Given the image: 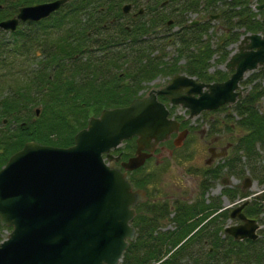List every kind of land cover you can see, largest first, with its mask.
<instances>
[{"label": "trees", "instance_id": "trees-1", "mask_svg": "<svg viewBox=\"0 0 264 264\" xmlns=\"http://www.w3.org/2000/svg\"><path fill=\"white\" fill-rule=\"evenodd\" d=\"M46 1L51 0H0V21L14 16L21 6ZM167 1V5L177 3L176 16L197 11L199 5L201 10L210 13L217 10L208 15H219L223 28L214 46L207 34L208 22L179 29L175 56L171 60L154 54L157 44L159 46L166 37H143V34L124 28L117 35L106 34L99 28L92 30L94 34H86V30L97 27L98 21L117 16L122 0H80L71 8L67 3L45 21L20 23L11 32L0 30V34L11 36L9 39L0 37V66L5 64V57L24 56L27 62L29 54L34 52L36 58V66L24 69V75L23 68L18 67L22 63L17 65L14 64L17 60H12L11 78L0 86V168L27 141L57 147L72 145L75 133L86 126L92 115H98L103 108L127 105L139 95L144 82L158 76L169 77L184 72L202 82L227 79L228 71H209L213 56L217 54V62L224 63L231 53L227 47L237 43L243 34H264V8L254 11L251 0ZM263 2L260 0L259 4ZM217 4L222 5L218 8ZM167 5L157 15L169 17L171 12L166 11ZM83 10L88 13L85 15L88 26L83 30L69 28L68 12H73L76 18ZM44 22L46 24H42ZM22 25L37 31L35 37H29ZM117 42L134 46L132 49L108 48ZM181 59L183 64L179 62ZM14 68H18L17 71ZM256 79L259 83L242 99L219 108L232 109V124H227L226 117L222 130L237 131L233 153L200 171V193L193 202L179 201L173 204V210L164 203L147 201L138 204L132 220L136 236L119 264H264V230L259 231L256 240L222 237L228 210L219 211L223 208L221 197L225 195L233 201L238 196L253 193L225 186L219 196L210 197L208 202L205 198L209 186L222 175L241 177L245 168H249L250 177L261 192L250 197L243 211L264 226V112L258 107L264 96V70L251 72L242 83ZM215 126L212 123L208 133H213ZM125 145L126 151L117 150L122 159L134 152L135 139L125 141ZM141 171L139 168L129 173V178L135 187L146 188L152 176L135 177L136 172ZM170 214L174 228L161 230L160 224ZM4 230L6 227L0 224V240Z\"/></svg>", "mask_w": 264, "mask_h": 264}, {"label": "water", "instance_id": "water-1", "mask_svg": "<svg viewBox=\"0 0 264 264\" xmlns=\"http://www.w3.org/2000/svg\"><path fill=\"white\" fill-rule=\"evenodd\" d=\"M67 1L20 7L16 16L0 21V29L14 31L20 22L46 18ZM224 68L232 71L224 81L203 83L178 74L127 106L103 109L68 147L27 141L14 152L0 168V224L11 228L0 241V264H118L135 236L133 205L148 200L146 190H133L128 171L142 166L172 133L175 145L188 133L179 131L158 95L188 109L190 118L234 104L243 97L246 73L264 69V34L243 35ZM133 137L134 156L117 164L120 157L111 151ZM252 185L246 177L242 189ZM247 203L230 212L242 223L224 229L235 240L259 236L261 225L242 213Z\"/></svg>", "mask_w": 264, "mask_h": 264}, {"label": "rangeland", "instance_id": "rangeland-1", "mask_svg": "<svg viewBox=\"0 0 264 264\" xmlns=\"http://www.w3.org/2000/svg\"><path fill=\"white\" fill-rule=\"evenodd\" d=\"M259 2L260 0H251V7L254 9V11H258L255 8ZM217 5L216 6L219 8V5L222 4ZM201 7L202 6L199 5L197 11L184 12L180 16H176L174 11L177 8V3L167 5L166 11L171 12L168 18L173 19V23L169 26V33L167 36H165V40H163L159 46L157 44V51H155L154 54L163 56L166 60H171L175 56V38L177 36V29L181 24H187V20L200 19L201 22H208L210 27L207 31V34L211 36L210 40L212 45L214 46L215 42L217 41V37L220 36L223 32L221 18H208L209 14H215L217 10H213L214 13H210L207 10H201ZM181 18L184 19V21H182L183 23L180 22ZM42 24L46 23L44 22ZM22 28L26 33H28L29 37H35L34 35H36L37 31L27 28L26 25ZM0 37H4L5 39L11 38L9 33H6L5 35L0 34ZM159 37L161 36H157V38ZM204 38H207V36L204 35ZM227 49L233 52L236 49V43H231L227 47ZM29 56L30 57L27 62L25 61L24 56L17 59L15 58L17 61H14L15 59L11 57L4 58L5 64L3 66H0V86L3 82L9 81V78H11L10 69L13 68L11 64L13 61L14 64L17 65L18 63H22L21 66H18L20 68H23L22 75L25 74L24 69L30 70L32 67L36 66V58L34 56V52L30 53ZM217 58L218 55L216 54L210 60L209 71L214 72L217 69L226 71L223 67L224 63H218ZM21 60L25 62H19ZM179 62L180 64H183L184 60L181 59ZM17 69L14 68L15 71H17ZM249 75L250 73H247L246 77H248ZM166 81L167 77L158 76L153 81L146 83L143 89L145 91L150 87L158 89L159 87H162V85H164ZM257 83H259L257 79L250 83H241L242 86L246 87V90L243 93L246 94L254 85L256 86ZM258 107L261 111L264 112V96L259 100ZM178 111L180 112V116L183 117L184 111H182V109H179ZM230 115H232V109L225 108L219 109L217 111L202 112L199 116L190 119V122H193L192 131L189 133L183 143H181V145L177 147V149H174V147H172V144H169V146L172 147L171 156L168 155V151H166L160 158L157 157L156 160L152 159L147 161L142 167L141 172H136L135 177L137 178H140L142 176L147 177L148 175L152 176L149 177V182L146 184L152 202L155 201L156 203H164L170 210H173V204L175 205L179 201L191 203L197 198L200 193V171L207 167L205 162L209 158V147L215 146L219 151L221 148H225L226 144L229 143L231 144V146L227 148L228 150L226 156H230L233 153L232 146H234V143L236 142L235 137L237 136V131L236 129L233 132L222 130V122L226 119V117L227 124H232ZM212 123L216 125L214 127L215 131L213 133H208V129H210ZM215 137L221 138L219 141L212 142V139ZM125 146L126 145L124 143L120 148L123 150L125 149L126 151ZM156 161H158V163ZM220 161H222V159L217 158L210 165L217 164ZM250 175L251 174L249 168H245L244 174L241 177H237L235 175H222L221 178L217 181H214L213 184L209 186L208 191H206V202H208L210 197L219 196L222 187L225 186V184H223L221 181L223 177L229 178L228 183L226 184L227 186L239 187L240 185H242L245 176L249 177ZM260 190V187H258L257 185H252L249 193H253L251 194L252 197L257 194L255 192H259ZM155 197H157L156 200ZM221 199L224 203L223 197ZM238 199H240V196H238L231 202L224 203L223 205L228 206L234 202L236 203L239 201ZM170 216L171 214L167 217L168 219H163L162 223L160 224L161 230H170L174 228V224L169 219ZM262 230H264V226L262 227ZM6 232L7 230L3 231V237H5Z\"/></svg>", "mask_w": 264, "mask_h": 264}, {"label": "flooded vegetation", "instance_id": "flooded-vegetation-1", "mask_svg": "<svg viewBox=\"0 0 264 264\" xmlns=\"http://www.w3.org/2000/svg\"><path fill=\"white\" fill-rule=\"evenodd\" d=\"M79 1L80 0H68L66 4L68 3V7L71 8L73 4L79 3ZM122 2H123L122 5L118 8L120 13L117 16L106 18L102 22L100 20V23L98 21L97 22L98 24H96L97 27L91 29V31L86 30V34L88 35L94 34V31L92 30L99 28V29H103L106 34L117 35L118 33L122 32L123 31L122 28H124L126 31L136 33L138 35L143 34L142 35L143 37H146L147 35L149 37L152 36L165 37L168 35L169 26L172 25L173 19H168V16H166V18H163V16L157 15V12L161 13L162 9L168 4L167 0H122ZM125 7H127V10H124ZM68 15H69V20H68L69 28L76 27L77 29L83 30L84 27L88 26V17H85V15L88 16L87 11L83 10L76 18H74L73 12H68ZM186 23L187 24H181L177 30L179 31V29H181L184 26H190V25L192 26L196 24L198 25L202 22L200 21V19H195V20H187ZM117 43L118 44L108 45V48L113 47L116 49H125V48L132 49L134 46L123 42H117ZM150 90L151 88H149L146 91L142 88L138 92L139 94L138 96L146 94ZM158 99L168 107L170 114L179 121L180 123L179 130L185 128V122H188V120L190 119L186 117L188 115V110L182 109L177 104H171L168 98H166L164 95H159ZM179 109H182V111H184L183 117H180V112L178 111ZM192 123L193 122H189L187 125L189 127L193 126ZM191 131L192 130L189 129V133ZM175 136L176 134H172L170 140L164 143H160L155 149L153 156H151L148 160H152V159L156 160L157 157L160 158L166 151H168V155L171 156L172 147L174 146L173 138ZM220 138L221 137H215L212 139V142L219 141ZM169 144H172V147H170ZM229 146H231V144L229 143L226 144L227 148H229ZM174 149H177V147H175ZM211 149L213 150V154L218 152L215 146H211ZM156 162L158 163V161ZM156 199L157 197H155V200Z\"/></svg>", "mask_w": 264, "mask_h": 264}, {"label": "bare ground", "instance_id": "bare-ground-1", "mask_svg": "<svg viewBox=\"0 0 264 264\" xmlns=\"http://www.w3.org/2000/svg\"><path fill=\"white\" fill-rule=\"evenodd\" d=\"M252 71H249V72H247V73H251ZM246 73V74H247ZM245 77H246V75H245ZM208 128V127H207ZM154 153V152H153ZM153 153L151 154V156H153ZM134 154H135V151L130 155V156H128L126 159H121L120 161H126L128 158H130V157H132V156H134ZM150 156V157H151ZM145 163H146V161L144 162V164L142 165V166H140L139 168L141 169V167H143L144 165H145ZM139 168H137V169H134V170H132V171H128V173H131V172H133V171H135V170H138ZM131 181V180H130ZM243 182H244V180H243ZM242 182V183H243ZM131 184H132V187H133V190H136V189H141L140 187H135L134 186V184H133V182L131 181ZM253 185H257V183H256V181L254 180L253 181ZM258 186V185H257ZM252 187V186H251ZM251 187H247V188H245V189H251ZM168 219V218H167ZM118 264H119V262H118ZM151 264V263H150Z\"/></svg>", "mask_w": 264, "mask_h": 264}]
</instances>
